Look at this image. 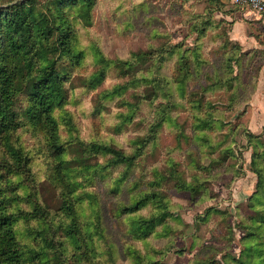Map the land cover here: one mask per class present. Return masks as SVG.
<instances>
[{
  "label": "rangeland",
  "instance_id": "1",
  "mask_svg": "<svg viewBox=\"0 0 264 264\" xmlns=\"http://www.w3.org/2000/svg\"><path fill=\"white\" fill-rule=\"evenodd\" d=\"M225 1L92 0L86 24L78 0H0V45L24 58L49 24L59 78L54 122L25 112L39 75L0 115L19 264H264V27Z\"/></svg>",
  "mask_w": 264,
  "mask_h": 264
},
{
  "label": "trees",
  "instance_id": "2",
  "mask_svg": "<svg viewBox=\"0 0 264 264\" xmlns=\"http://www.w3.org/2000/svg\"><path fill=\"white\" fill-rule=\"evenodd\" d=\"M78 2L80 5L79 14L82 21L86 24H90L89 9L92 6V0H78ZM59 22V27H61L63 19L61 18ZM14 23L15 22L13 21L11 25ZM67 25L68 28L65 30L67 40L64 42L65 47L63 48V51L67 53V57L71 61H74L75 59L79 60L82 52L76 50L70 43V37H72V39L73 37L75 38V33H73L71 23L68 22ZM46 29H50L49 24L39 26L35 22H27V30L25 31L24 37L21 41L17 40V42H20L17 47L19 51L18 56H23L25 58V56L29 54L27 45L30 47L35 46L38 55H36V59L34 60L28 58L25 62V66H22V71H19L15 67V63L17 61L23 62L25 59H12V56L9 53L8 44L5 43L4 45H0V115L2 114L3 108L8 105L7 101L10 99V93L13 92V87L18 85L17 80L22 79L23 81L30 83L35 75H39L33 80L31 103L25 112L29 114L28 118L32 124L42 125L43 127L54 122L49 116V110L52 108V96H59L58 93H54L58 92V87L54 84L55 79H59L58 74L52 66L53 62H51V66H48L42 55L45 46L42 43L41 37L46 35ZM40 60L43 62L38 66H35V64L40 63ZM77 62L78 61H75V63ZM125 64H127V62H125ZM26 74H30V77L26 76ZM62 170H64V167L60 165L57 168V171L62 173ZM1 205L2 201L0 200V264H19V250L15 245L14 235L10 228L11 216L8 215ZM249 263L253 264L252 262Z\"/></svg>",
  "mask_w": 264,
  "mask_h": 264
},
{
  "label": "built area",
  "instance_id": "3",
  "mask_svg": "<svg viewBox=\"0 0 264 264\" xmlns=\"http://www.w3.org/2000/svg\"><path fill=\"white\" fill-rule=\"evenodd\" d=\"M235 6L247 8L248 10L262 15L264 14V0H230Z\"/></svg>",
  "mask_w": 264,
  "mask_h": 264
},
{
  "label": "crops",
  "instance_id": "4",
  "mask_svg": "<svg viewBox=\"0 0 264 264\" xmlns=\"http://www.w3.org/2000/svg\"><path fill=\"white\" fill-rule=\"evenodd\" d=\"M221 1L226 3L225 0H221ZM241 15L242 16L240 18H242L244 20H250V21L258 22L264 27V14L259 15V14H256V13L246 9ZM236 24H239V23H236Z\"/></svg>",
  "mask_w": 264,
  "mask_h": 264
}]
</instances>
